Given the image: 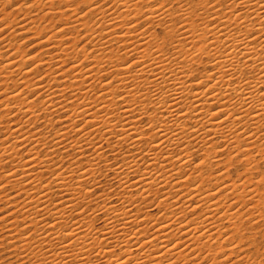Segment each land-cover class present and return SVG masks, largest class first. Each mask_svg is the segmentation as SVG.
Here are the masks:
<instances>
[{
	"label": "bare ground",
	"instance_id": "6f19581e",
	"mask_svg": "<svg viewBox=\"0 0 264 264\" xmlns=\"http://www.w3.org/2000/svg\"><path fill=\"white\" fill-rule=\"evenodd\" d=\"M105 1L107 0H103V3ZM214 1L217 3L213 4ZM140 2L141 0H125L120 4L122 10L119 7L117 12L113 10L110 12V8H104V4L107 2L101 5L92 4L94 6L90 5V9L84 16L75 18L80 13L75 14V16L73 15L74 19L69 23L68 21L62 22V24L66 23L63 24L65 27L48 32V36L45 35L47 39L45 36L42 37V39L45 38L46 41L52 42L54 37L66 36L71 28L67 24L73 23H75L73 29L76 28V32L79 25L87 31L82 45L79 43L84 37L76 40L73 44L75 47L72 46V49L69 47L60 48V51L48 56L49 58L46 59L48 66L52 67V63H57L56 61L62 63L56 70L50 69L51 71L47 74L50 76L49 80L45 79L46 76L43 75L46 70L44 73L41 72L42 77L34 81L32 79L22 81L20 79L19 81V79L12 78L11 81L16 83V85L13 83L16 86L13 90L9 89V85L11 87L13 85L7 83L8 78L5 81L3 79L2 83L0 82L8 85L7 87L3 86L6 88H4L3 94L0 92V105H5L4 109H7L9 104L14 102L16 112L12 111L14 113L12 116L25 115L23 119L19 118V122L11 120L12 124L14 122V127L8 128L10 133L8 136L6 135L5 139H8L6 143H9V139L14 138V142L10 145L5 143L1 151L2 155L4 152H8L12 158L20 155L21 171L19 172V169L12 171L10 170L12 168H9L10 172L7 170L9 173L6 172L7 174L4 175L1 173L0 177L4 182L18 187V192L21 191L26 195L25 200H22L23 206L20 207V211L22 210L26 214L25 218L29 217L30 222L28 223L33 228H30L32 233L29 234L30 231L26 233V236L21 233V230L22 237L17 235L18 243H22L20 247L32 254L39 255L40 252L48 259L47 263L42 262L46 260L40 259L38 263L31 262V264H129V261L131 264H194V262L195 264H205L204 260L207 258H209L206 260L207 264H217L218 258L222 256V253H225L223 247L227 245L223 246L221 240L225 239V233H228L226 236H229V229L233 227L234 230L239 231L244 227V220H246L245 225L247 224V227L252 229L256 226L260 227L258 224L261 221H263L261 225L264 224V170L258 171L261 160L259 156L257 158L255 155V150L262 155L264 150V142H257L261 138L264 139V99H262L264 98V10H262L264 9V0H196L192 1V4L186 2L181 5L179 0V6H181L180 13L178 12L179 16H173L176 11L172 12L167 8L161 10L153 5L144 10V7L140 6ZM209 2L212 3V8L208 6ZM66 3L70 5L69 1ZM41 4L43 3L41 2ZM115 4L117 3H114L113 6ZM215 5L225 7L226 11L221 7L216 8ZM18 7L20 6L18 5ZM59 9L61 10V8ZM112 9L114 8L112 7ZM46 14L47 17L52 16L49 12ZM58 14L61 15V13ZM86 16H90L88 19L92 21V24H89V20L83 19ZM167 16H172L169 22L165 21ZM141 17H144L143 22L146 25L149 24L153 27L155 21H158L171 29L170 43L164 47L156 45L160 55L153 51L157 37H153L154 33L152 32L153 34L148 38L149 26L138 27L140 23L137 21ZM178 19H180V26L183 27V30L176 24ZM133 22H135L134 25ZM5 24L7 23L5 22ZM39 39L37 42H40ZM46 41L45 43H47ZM41 46L45 47L46 45ZM24 50L20 52L26 53L23 52ZM122 50L124 53H120ZM71 54L74 55L67 60L66 58ZM26 55L20 58L23 64L26 63L23 60ZM204 57L209 58L205 61L211 63L210 69L196 70L195 65L200 63L206 65ZM17 61L9 56V59L3 62L2 69L8 72V68H10L9 72L13 73L14 70L11 68L17 66L16 64L19 65L16 63ZM68 62H71L70 65H72H68L70 67L67 66V68L65 65ZM16 69L19 68L16 67ZM190 69H192L191 71L195 69L194 73L191 72L192 75L190 72L188 74ZM54 72L55 74H53ZM60 76L62 77L60 78ZM213 77L214 79H212ZM20 82H22L21 85ZM56 85L57 87H55ZM67 88L71 90L69 94L65 91ZM7 90L10 91L6 92ZM32 91L36 93L27 94ZM42 96L47 98L43 99ZM39 97H42V100ZM56 98L61 100L56 101ZM62 98H65L63 100L66 101L74 98L76 102L68 104L65 101L62 102ZM79 99L82 100L78 102ZM135 104L141 105L140 109H144L143 112L148 117L147 130L137 123L138 118L133 119L138 116L136 115L138 108L134 107ZM150 107L152 111H150ZM56 116L63 117H59L62 118L59 120L60 122H65H63L62 128H55ZM39 119H42L41 122L43 121L40 127L44 130L51 132V129H56L53 134L51 132L53 136L51 139H48V136L47 138L44 135V137L39 136V130L32 131L34 128L31 130L27 128V126H35ZM261 130L263 131L262 136L259 133ZM147 134H149L148 139L145 138ZM245 134L248 135L243 137ZM255 134H257L256 139ZM103 140H107L112 151H119L117 148L122 146L126 147L128 152L139 150L143 153L141 155L139 152L138 156H141L136 159L134 158L137 156L134 157L130 153L134 157H131L132 160L127 163L130 167L128 169L134 167L132 173L128 171L131 173L130 176L128 173L122 176L126 173L125 171L122 175L118 173L121 175L118 179L119 187L123 192L124 190L128 192L125 197L123 196L124 200L123 197L121 199L123 200L122 205L111 204L113 202L109 203L108 198H104L97 202L94 201L91 206L93 211L86 214L89 207L86 205L85 199L92 196V193L89 194L91 188L89 190L83 184L92 187L96 186L98 182L97 173L101 171L99 166L101 161L99 160L106 154L103 151L106 146L101 143ZM111 140H114V144H111ZM220 142H223L222 145L226 144L228 152L236 151L234 154L232 153L233 156L228 153L226 159L230 156L229 163L234 160L240 161L244 163V168L249 175L254 174V169H256L257 177L255 176V178H260L256 181L245 180L241 175V180L238 179V182L227 183L228 180L225 181L223 178L230 175L227 173L228 171L219 173L217 176H213L215 172L210 173L211 166L214 165L211 160L212 154L215 153L214 157L216 156V158H222L220 151H212V149L204 147L205 151L203 150L202 153L204 156L200 158L203 161L198 160V163H194L192 160L194 151H187L191 147L200 148L201 143H211V147L215 148L214 146ZM18 143H32L31 145H34L33 148L36 149L37 145L45 144L47 148H51L47 151L48 155L56 153L55 157H62L61 159L71 156L80 163L77 161V166L70 167L69 164V167L64 169L62 166L53 169L52 165V170L49 168L51 170L49 181L44 183V177L39 173L35 175V170L37 171L43 166L48 167L47 165L52 162L57 164L55 157H50L45 161L41 159L42 152L39 159L38 152L31 153L32 148L29 156L27 155L28 157L26 156L22 162L24 156L21 155V151L19 152L20 148H17L20 145ZM174 144H180V147L184 144L183 152L185 151V153L181 152L182 149H179L180 153L177 152L178 150L172 152V148L176 146ZM222 151L225 152V149ZM262 157L264 160V155ZM82 158H85L84 162ZM143 164L144 168L141 169L143 171L139 173L140 169L138 170L137 166ZM123 165L125 166V164ZM226 165L225 168L228 167ZM46 169L45 171H47ZM116 169L119 172L121 168L117 166ZM125 170L127 171L126 168ZM48 172L49 170L47 175ZM205 172L209 173L208 176L204 175ZM221 183L222 186H220ZM1 185L3 184L1 183ZM132 187L142 189L140 194L142 204H154L156 201L152 199L151 193L155 192L157 208L162 207L160 208L163 210L162 214L156 216L154 213V215L151 214V211L147 212L142 208L138 210L137 207H132L136 201ZM163 187L166 189L169 187V190H165V188L161 190ZM4 190L2 191L4 192ZM55 191L61 192L58 200L55 199ZM79 205H84V207L80 208ZM132 208L137 211H133ZM99 212L104 216L103 228L100 230L96 228V230L98 229L95 231L96 234L85 232L83 228L88 230L92 223L99 218ZM70 217L75 219L74 224L70 223L72 221L69 220ZM24 221L23 219V223ZM24 224L26 225V223ZM12 225L9 223V226ZM87 225H90L88 229ZM231 231L233 232V230ZM72 235L75 239L70 243H65L66 237ZM236 239L231 237L225 241L235 244ZM232 244L230 245L232 246ZM57 245H63V248H59ZM112 246L118 247L120 252L112 254L114 253L112 249L111 252L109 251ZM108 247L110 248L108 249ZM49 252L51 255L48 254ZM204 252L207 253V256L202 257ZM232 252L238 254L235 246L231 247V252L228 254ZM239 255L241 256V253ZM230 256V254L227 255L228 260ZM236 257L231 260V264L245 263L246 260L240 261L241 258ZM201 258L203 261H200ZM242 258L244 259V257ZM252 258L247 257V259ZM224 261H221L220 264H226L227 260ZM252 264H264V259Z\"/></svg>",
	"mask_w": 264,
	"mask_h": 264
},
{
	"label": "rangeland",
	"instance_id": "374dc122",
	"mask_svg": "<svg viewBox=\"0 0 264 264\" xmlns=\"http://www.w3.org/2000/svg\"><path fill=\"white\" fill-rule=\"evenodd\" d=\"M6 1V2H5ZM37 1L38 0H34V1H32V0H0V25L2 24H4L3 26L1 25L0 26V54H1V57H0V82L2 83L3 81H5L7 78L9 79V81L7 80V83H9V84H12L13 86L11 87V85H9V89L10 90H13V89H15V87L16 86H14V84L16 85V83H14L13 81H11V80H16V79H19V81H20V79H21V81L22 80H30V79H32V81H34V80H37L38 78H40V77H42V75H41V72L42 73H44L46 70L48 71H46L43 75L44 76H46V78L45 79H47V80H49L50 79V76L49 75H47L51 70H56V68L57 67H59L62 63H60L59 61H56L57 63L59 62V64H57V63H52V67H50V66H48L47 65V63H46V59H48L49 57H50V55L51 54H53L54 52H56V51H60L62 48H73V47H75L73 44H74V42L76 41V40H79L81 37H84V39L79 43V45H82L81 43L83 42L84 43V40H85V35L87 34V31H86V29L82 26V27H80L81 25H79V27H77V32L75 31L76 30V28H74L73 29V24H75V23H73V24H67V26H70L71 28L69 29V31H68V33L67 32H64L65 34H66V36L65 35H61V36H59V37H54L53 39H52V42L51 41H46V39H47V37L45 36V35H47L48 36V32H50V31H53L54 29H56V30H59L60 28H62L63 26L65 27V25H63V24H66V23H63L62 24V22H66V21H68V23H69V21H72L73 19H74V16H75V14L77 15V14H79V15H77V16H75V18L76 17H78V16H84L86 13H87V11L90 9V5L91 6H94V5H92V4H96V5H101V4H104V3H106L107 4V6H106V4H104L105 5V7H104V5H103V7L104 8H106V9H108V8H110L109 9V11L110 12H112V10L113 11H115V12H117L116 10L117 9H120L121 7H120V4H122L123 3V1H125V0H120L119 2H118V0H107V1H105L104 3H103V0L102 1H99L98 2V0H40L43 4H41V2L40 1H38V5H37ZM52 1V2H51ZM67 1H69V4L70 5H68L66 2ZM80 1V2H79ZM110 1V2H109ZM112 1V2H111ZM184 1V2H183ZM180 0V5L183 3H186V2H189L190 4H192V1H196V0ZM4 2V3H3ZM51 2V3H50ZM57 2V3H56ZM73 2V3H72ZM78 4H77V3ZM89 2H93V3H90L89 4ZM96 2V3H95ZM142 2V3H141ZM141 2H140V6L141 7H144L143 9L144 10H146L147 9V7L148 6H150V5H153L155 8H156V5H157V3H160V4H163L164 5V8L163 9H170L172 12H174V11H176V14L175 15H173V16H179V13H180V11H179V9H180V7L181 6H177V5H179V0H171V3H170V0H161V2H160V0H141ZM212 2V1H211ZM17 3H18V5L20 6V7H18V5H17ZM36 3V4H35ZM114 3H117V4H115L114 6H113V4ZM155 5H154V4ZM176 3H178L177 5H176ZM215 3H217V1H214V3L213 4H215ZM44 4H50L49 5V7H47V5L45 6ZM53 4H56V5H54L53 6ZM74 4V5H73ZM167 4V5H166ZM209 4V3H208ZM41 5V6H40ZM67 5L68 7H65V6ZM72 5V6H71ZM76 5V6H75ZM176 5V6H175ZM64 8H63V7ZM87 6H89V7H87ZM166 6V7H165ZM175 6V7H174ZM217 5H215V7H216ZM28 7V8H27ZM36 7V8H35ZM54 7V8H53ZM57 9H56V8ZM61 8V10L59 9V8ZM73 7V8H72ZM112 7L114 8V9H112ZM120 7V8H119ZM152 7V6H151ZM219 7H221L224 11H226V8L225 7H222L221 5H218L216 8H219ZM27 8V9H26ZM49 8V9H48ZM63 8V9H62ZM81 8H83L84 10L85 9H87V10H83V11H81L80 9ZM19 9V10H18ZM37 9V10H36ZM45 9H47V10H45ZM52 9V10H51ZM74 9H76V10H74ZM142 9V10H143ZM23 10V11H22ZM25 10V11H24ZM55 10V11H54ZM70 10V11H69ZM71 10H72V12L74 13H72L71 12ZM120 10H122V8L120 9ZM53 11V12H52ZM58 11H60V12H58ZM66 11H67V13H68V15H66L67 13H66ZM119 11V10H118ZM30 12V13H29ZM46 12L48 13L49 12V14H52V16L51 17H47V14H46ZM70 12V13H69ZM81 12H83V13H81ZM179 12V13H178ZM25 13H26V15H25ZM42 13V14H41ZM58 13H61V15H59ZM4 14V15H3ZM45 14H46V16H45ZM57 14V15H56ZM63 14H64V16H63ZM117 14V13H116ZM14 15V16H13ZM54 15V16H53ZM74 15V16H73ZM21 16V17H20ZM35 16V17H34ZM42 17L41 19L39 18V17ZM96 16V15H95ZM54 17V18H53ZM73 17V18H72ZM88 17H90V16H86V17H84L83 19H85V21L86 20H89V24H92V21L90 20V19H88ZM138 17H140V16H138ZM169 16H167L166 18H165V21L166 22H169L170 21V19H171V17L172 16H170L169 18H168ZM17 18V19H16ZM62 18H63V20H62ZM143 18L144 17H141L140 19H138V21L137 22H139L140 24H139V28L141 27V25H144V27H146V26H149V30L150 31H148L149 33H147V35H149V37L148 38H150V35L151 34H153V37H157V35H158V32H159V30L161 29V28H163L164 27V25H162L161 23H159L158 21L156 22L155 21V24H153V27H152V25H149V24H144V22H143ZM13 19V20H12ZM16 19V20H15ZM28 19V20H27ZM47 19V20H46ZM49 19V20H48ZM67 19V20H66ZM12 20V21H11ZM24 20V21H23ZM55 20V21H54ZM168 20V21H167ZM183 20V19H182ZM10 21V22H9ZM38 21V22H37ZM177 21H179V26L181 25V22H180V19H178ZM176 21V22H177ZM3 22V23H2ZM5 22L7 23V24H5ZM21 22V23H20ZM91 22V23H90ZM23 23V25H20V24H22ZM31 23V24H30ZM60 23H61V25H60ZM134 23L135 22H133V25H134ZM44 24V25H43ZM48 24V25H47ZM131 25H132V23H130ZM177 24V23H176ZM30 25V26H29ZM41 25V26H40ZM43 25V26H42ZM56 25V26H55ZM61 27H60V26ZM136 25V24H135ZM10 26V27H9ZM24 26V27H23ZM55 26V27H54ZM12 27V28H11ZM22 27V28H21ZM59 27V28H58ZM143 27V28H144ZM151 27V28H150ZM25 28V29H24ZM34 28V29H33ZM41 28V29H40ZM81 28V29H80ZM142 28V27H141ZM153 28V29H152ZM8 30V31H7ZM31 30V31H30ZM55 30V31H56ZM38 31V32H37ZM45 31V32H44ZM75 31V32H74ZM30 32V33H29ZM74 32V33H73ZM83 32H84V34H83ZM86 32V33H85ZM153 32V33H152ZM37 33V34H36ZM46 33V34H45ZM70 33V34H69ZM73 33V34H72ZM156 33V34H155ZM12 34V35H11ZM32 34V35H31ZM75 34V35H74ZM8 35V36H7ZM5 36V37H4ZM27 36V37H26ZM45 36V38H43L47 43H45V41L42 39V37H44ZM79 36V37H78ZM4 37V38H3ZM38 37V38H37ZM39 37H41L40 39H39ZM74 37H77V38H74ZM152 37V38H153ZM178 37H180V36H178ZM7 38V39H6ZM34 38V39H33ZM39 39V41L40 42H37V40ZM42 39V40H41ZM71 39H73L72 41H71ZM4 40V41H3ZM18 40V41H17ZM36 40V41H35ZM44 41V42H43ZM54 41H55V43H54ZM57 41V42H56ZM69 41H70V43H69ZM4 42V43H3ZM16 42H17V44H16ZM64 42V43H63ZM79 42V41H78ZM25 43V44H24ZM31 43H32V46H31ZM50 43V44H49ZM56 43H58V44H56ZM66 43V44H65ZM10 44V45H9ZM26 44H27V46H26ZM54 44V45H53ZM63 46H62V45ZM25 45V46H24ZM30 47H29V46ZM41 45H46L45 47H43V46H41ZM50 45H52V46H54V47H50ZM71 46V47H70ZM73 46V47H72ZM5 47V48H4ZM9 47V48H8ZM80 47V46H79ZM21 48V50H19ZM25 50H24V49ZM40 48V49H39ZM47 48V49H46ZM61 48V49H60ZM13 49V50H12ZM54 49V50H53ZM59 49V50H58ZM12 50V51H11ZM19 50V51H18ZM22 50H24L23 52H26V53H28L27 55H26V53H22V52H20V51H22ZM42 52H44V53H42ZM48 52V53H47ZM5 53H6V55H5ZM9 53V54H8ZM16 53H17V55H16ZM23 55H22V54ZM29 53H30V55H29ZM32 53V54H31ZM120 53H124V50H122V51H120ZM15 55V56H14ZM26 55V57L25 58H23V60H25L26 61V63L25 64H23V62H22V60L20 59L22 56H25ZM72 55H74V54H71L70 56H68L66 59L68 60V59H70L71 57H72ZM9 56H10V58H15V59H17L18 61L16 62V63H19V65L18 64H16L17 66H15L14 68H11L12 70H14L13 71V73L11 72H9V69L10 68H8V72L6 71V70H3L2 69V64H3V62H6L7 61V59H9ZM14 56V57H13ZM18 56V57H17ZM20 56V57H19ZM35 56V57H34ZM49 56V57H48ZM30 58V59H29ZM33 58H34V60H33ZM40 58V59H39ZM19 59H20V61H19ZM29 59V60H28ZM45 59V60H44ZM207 59H209L208 57L206 58V57H204V62L206 63V65L204 64V63H200V64H198V65H195L194 67L196 68V70H202V69H204V70H202V71H205V70H209L210 69V62L209 61H205V60H207ZM3 60V61H2ZM6 60V61H5ZM34 61H36V62H34ZM80 61H82V59H80ZM88 62H90V61H88ZM88 62H86V64H88ZM35 63V64H34ZM42 63V64H41ZM70 63L71 62H68L66 65H65V67H67L68 65H70ZM55 64H57V65H55ZM209 64V65H208ZM20 65H22V67H20ZM24 65V66H23ZM27 65V66H26ZM34 65V66H33ZM45 65H47V66H45ZM55 65V66H54ZM72 65V64H71ZM70 65V66H71ZM208 65V66H207ZM45 66V67H44ZM70 66H68V67H70ZM199 66V67H198ZM204 66V67H203ZM207 66V67H206ZM16 67H18L19 69H16ZM30 67V68H29ZM36 67V68H35ZM67 67V68H68ZM31 68L33 69L32 71H31ZM52 68V69H51ZM206 68V69H205ZM24 69V70H23ZM28 69H30V70H28ZM51 69V70H50ZM28 70V73L26 72ZM44 70V71H43ZM192 69H190V71L188 70V74H189V72L191 73H194L195 71V69L193 70V71H191ZM17 71V72H16ZM29 71H31V72H29ZM7 74H6V73ZM22 72V73H21ZM18 73V74H17ZM192 73H191V75H192ZM11 74H13V75H11ZM25 74H27V75H25ZM53 74H55V72L53 73ZM11 75V76H10ZM19 76V77H16V76ZM21 75V76H20ZM4 76H6L5 78H4ZM10 76V77H9ZM14 76V77H13ZM35 76H37V77H35ZM39 76V77H38ZM49 76V77H48ZM21 77H24V78H21ZM35 77V78H34ZM62 76H60V78H61ZM13 78V79H12ZM4 79V80H3ZM3 80V81H2ZM109 80V79H108ZM107 80V81H108ZM18 81V82H19ZM32 81H30V82H32ZM0 83V92H2L1 94H3L4 93V90L6 89L5 87H7L8 85H5V83H3V84H1ZM6 83V84H7ZM14 83V84H13ZM21 83L22 82H20V85H21ZM19 85V84H18ZM3 86H5V87H3ZM18 87V86H17ZM55 87H57V85L55 86ZM3 88V89H2ZM5 88V89H4ZM10 90H7L6 92H8V91H10ZM29 91V90H28ZM65 91L69 94V91H71L70 89H65ZM5 92V93H6ZM34 93H36L35 91H32V92H27V94H34ZM43 97V96H42ZM42 97H39V98H41V100H42ZM46 99L47 97H43V99ZM63 99H65V98H62V102L63 101H65V103H68V104H72V102H76V99H74V98H70V99H67V101L66 100H63ZM58 100H61L60 98H56V101H58ZM82 99H79V100H77L78 102L79 101H81ZM14 102H12V103H10L9 104V106H8V108L7 109H4V107H6L5 105H0V167H2L3 169H1L0 168V174L1 175H4L6 172H7V170L10 172V170H12L13 171V169L14 170H18L19 169V172L21 171L20 169H21V167H20V165H21V161L19 160L20 159V155L18 156H16V158H12L10 155H9V153L8 152H4L3 153V155H2V150H3V147L2 146H4V144L6 143V142H8V139L6 140L5 138L8 136V134L10 133V132H8L9 130H8V128L10 129V128H13L14 126V122H13V124H12V122H11V120H13L14 119V121L15 122H19L20 121V119H23L24 118V116L25 115H16V117L15 116H12L15 112H16V108L14 107ZM11 107V108H10ZM134 107H137L138 109H140L141 108V105L139 106V104H135L134 105ZM3 109V110H2ZM14 109V110H13ZM138 109H137V113H136V115H138L137 117L135 116L133 119L135 120V119H137L138 120V124L141 126V127H143L145 130H147L148 129V126H149V124H147V122H148V117H147V115H145V113L143 112V110L142 109H140L139 110V112H138ZM2 110V111H1ZM14 113H13V112ZM150 111H152V109H151V107H150ZM1 112H3L2 114H1ZM10 112V113H9ZM143 112V113H142ZM11 114V115H10ZM8 115V116H7ZM141 115V116H140ZM5 116H7V117H5ZM18 116V117H17ZM140 116V117H139ZM59 117H62V116H59ZM58 116H56V119H55V128L56 129H58L59 127H63L64 126V123L63 122H60L59 120L60 119H62V118H59ZM66 117V116H65ZM145 117V118H144ZM11 118V119H10ZM16 118H18V119H16ZM20 118V119H19ZM2 120V121H1ZM5 120H6V122H5ZM8 120V121H7ZM41 120L42 119H39L38 121H37V124L35 125V126H33V127H29V126H27V128H30V130L31 129H33L32 131H34L35 129L36 130H39V136H45V138H47V136H48V139H51L53 136H52V134L54 133V131L56 130H54V129H51V132H52V134H51V132L50 131H46V130H44L43 128H41L40 127V125H41V123L43 122H41ZM136 120V121H137ZM141 123H140V122ZM60 123V124H59ZM146 123V124H145ZM11 126H10V125ZM38 124H39V127H38ZM5 126V127H4ZM35 127H37V128H35ZM6 131V132H5ZM41 131H42V134H41ZM8 132V133H7ZM6 133V134H5ZM71 133H73V132H71ZM259 133H261L260 135L262 136L263 135V131L261 130V132H259ZM46 134V135H45ZM258 134V133H257ZM257 134H255L254 136H255V139L257 138ZM7 135V136H6ZM248 134H245V135H243V137H246ZM259 135V134H258ZM43 136V137H44ZM50 136V137H49ZM149 134H147V135H145V138L146 139H148L149 137ZM11 137V136H10ZM114 139V138H113ZM262 139V140H261ZM261 139H259L257 142H259V143H262V142H264V139L263 138H261ZM14 138H11V139H9V143H6V144H9L10 145V143H13L14 141ZM115 140V139H114ZM114 140L112 141H110L111 142V144H114ZM113 142V143H112ZM213 142H214V140H213ZM213 142H212V144H213ZM2 143H3V145H2ZM43 143V142H42ZM104 146H106V147H104L103 148V151H104V154H105V157L103 156V158L101 159V160H99V161H101V163H100V167H101V171H99L98 173H97V175L99 176L98 177V182H97V184H96V186L95 185H93L92 187H88V185L87 184H83L84 185V187H87V189H89L90 190V188H91V191H89V194H91L92 193V196H89V197H91L90 199H88L89 197H87L85 200H86V205H88V207L89 208H87L88 210H90V211H88V210H86V214H88L89 212H92L93 210L91 209V206H93V204H94V201H99V200H102V199H104V198H108V202L109 203H111V202H113V203H111V204H115V205H122V203H123V200H124V197L126 196V194L128 193V192H125V190H124V192H123V190L119 187V183H118V179H120V177H121V175H122V173H124V171L126 172V173H124V175H122V176H125V175H127V173H128V171L129 172H131V171H133L134 170V167L133 168H131V169H128V168H130V167H128V161H131L132 159H131V157L132 158H134L135 156H137V157H135L134 159H136V158H139L141 155H142V153L139 151V150H135V151H132V153L129 151H127V148L126 147H122V146H120L119 148H117V149H119V151H121V152H123L122 154H121V152H119L118 150L116 151H112V150H110L111 149V147H110V145H109V143L107 142V140H103L102 142H101ZM222 143L223 142H220L217 146H214L215 148H212L211 146H212V144L211 143H209V144H207V143H201L200 144V148H198V149H196V147L194 148V147H188V148H190V149H188L187 151H194V155H193V162L194 163H198V160H200V158H202L201 156H204V155H202V153L205 151V148L206 149H212V151H216V150H218V151H220V155H221V157L222 158H220V157H217L216 158V156L214 157V154H212V157H211V160H212V164H214V165H212L211 166V172L210 173H213V172H215V173H213L212 175L213 176H217V175H219V173L221 174L222 172H227V173H229L230 175H227L226 177H225V179L223 178V180H225V181H227V183H231V182H233V181H239V180H241L240 179V176L242 175V177L245 179V180H253V181H256V180H258L257 178H255V176L257 177V170L256 169H254L255 170V173L254 174H251V175H249L248 174V172L246 171V169L244 168L245 166H244V163H242V162H240V161H233V162H231V163H229V158H230V156H233V154H234V152H236V151H234V152H228L229 150H226L227 149V146H226V144H224V145H222ZM20 144V145H19ZM22 143H18V149L20 148V150H19V152L21 151V155H23L24 156V158L22 159V162H24V160H25V158H26V156L28 155V154H30L29 152H30V150L34 147V145H31L32 143H28V144H26V143H24V144H22ZM30 144V145H29ZM41 144V143H40ZM178 144V143H177ZM177 144H174V145H176V146H174V148H172V152H175V151H177L178 153H180L179 152V149L181 150V152L182 153H185V151L183 152V150H184V148H185V145L187 146V144H182L181 145V147L179 146V145H177ZM204 144V145H203ZM207 144V145H206ZM183 145H184V148H183ZM39 146V147H38ZM177 147V148H176ZM179 147V148H178ZM203 147V148H202ZM205 147V148H204ZM216 147H217V149H216ZM39 148V149H38ZM49 148V147H48ZM47 147H46V145L45 144H43V145H37V149L36 148H33L32 150L33 151H31V153L32 152H34V151H36V152H38L39 154L37 155L38 156V158L40 159V155H41V153H42V158L41 159H43V160H45V161H47V159H49L50 157H55V154L56 153H54V154H52V155H48L47 154V151L48 150H50L51 148H49L48 149ZM120 148H121V150H120ZM176 148V149H175ZM44 149V150H43ZM47 149V150H46ZM123 149V150H122ZM174 149V150H173ZM200 149H202V150H200ZM225 149V152L224 151H222V150H224ZM29 150V151H28ZM200 150V151H199ZM204 150V151H203ZM124 151H126L125 153H124ZM186 151V152H187ZM222 151V152H221ZM24 152V153H23ZM44 152H45V154L47 155V158H46V155L44 154ZM139 152H140V154L141 155H139L138 156V154H139ZM176 152V153H177ZM252 152H254V150H252ZM120 153V154H119ZM134 156H131V154ZM221 153H223V154H221ZM228 153H230V156H229V158L228 159H226V157H228ZM233 153V154H232ZM255 155L257 156V158H258V156H259V159L261 160L260 161V167H259V169H258V171H262V170H264L263 168H264V160H263V155H264V150H263V155L262 154H259V153H257V151L255 150ZM20 154V153H19ZM126 154V155H125ZM135 154V155H134ZM198 154V155H197ZM112 155V156H111ZM124 155V156H123ZM220 155H218V156H220ZM5 156H8L7 158L5 157ZM29 156V155H28ZM27 156V157H28ZM111 156V157H110ZM129 156V157H128ZM2 157V158H1ZM44 157H45V159H44ZM124 157V158H123ZM5 158V159H4ZM11 158H12V160H11ZM62 157H55V159H56V161H57V164H55L54 162H52V163H49V165H47L48 167H44L43 166V168H39V169H37V171L35 170V172L36 173H34L35 175H37V173H39V175H41V176H43L44 178L43 179H45V182L44 183H47L48 181H49V178H50V176H51V168H52V165H53V169L54 168H56V167H58V166H62V168L64 169V168H67V167H69V164H70V167H75V166H77L78 165V163H80L76 158H74V157H71V156H65V157H63V159H61ZM107 158V159H106ZM130 158V159H129ZM226 159V162H225V159ZM242 158V157H241ZM15 159V160H14ZM59 159H61V160H59ZM82 159H84V160H82ZM81 160L84 162L85 161V158H82ZM105 161H104V160ZM222 159H224L223 161H221ZM238 159V158H237ZM72 160V161H71ZM76 160V161H75ZM108 160H110V161H108ZM214 160V161H213ZM220 160V161H219ZM71 161V162H70ZM77 161H78V163H77ZM87 161V160H86ZM108 161V162H107ZM200 161H203L202 159L200 160ZM199 161V162H200ZM218 161V162H217ZM2 162V163H1ZM67 162V163H66ZM69 162V163H68ZM192 162V163H193ZM222 162V163H221ZM58 163H60V164H58ZM71 163H73V164H71ZM112 163H114V164H112ZM229 165H228V164ZM17 164V165H16ZM20 164V165H19ZM54 164H55V166H54ZM75 164V165H74ZM109 164V165H108ZM111 164V165H110ZM123 164H125V166L123 165ZM227 164V165H226ZM233 164H235V165H233ZM226 165V167L227 168H225L224 166ZM51 166V167H50ZM108 166V167H107ZM117 166H118V168H121L120 170H119V172H117ZM124 168H123V167ZM144 164L143 165H141V166H137V169L139 170H137L136 168V171H138L139 173H141L143 170H141V169H143L144 167ZM223 166V167H222ZM15 167V168H14ZM107 167V168H106ZM114 167V168H113ZM116 167V168H115ZM136 167V166H135ZM143 167V168H142ZM9 168H12V169H10L9 170ZM47 168V169H46ZM51 170H50V169ZM103 168V169H102ZM125 168L127 169V171L125 170ZM223 168V169H222ZM238 168V169H237ZM44 169V170H43ZM45 169L48 171L49 170V174L47 175V171H45ZM245 169V170H244ZM39 170V171H38ZM103 170V171H102ZM221 170V171H220ZM243 170V171H242ZM2 171V172H1ZM41 171V172H40ZM121 171V172H120ZM141 171V172H140ZM9 172H7V173H9ZM117 172V173H116ZM239 172V173H238ZM6 173V174H7ZM43 173V174H42ZM115 175H114V174ZM121 174V175H119V174ZM132 173V172H131ZM131 173H128L129 174V176L131 175ZM218 173V174H217ZM232 173V174H231ZM208 172H207V174H206V172H205V174L204 175H206V176H208ZM259 174V173H258ZM0 175V176H1ZM45 175V176H44ZM118 175H119V177H118ZM236 175V176H235ZM247 175V176H246ZM253 175V176H252ZM205 176V177H206ZM234 176H235V178H234ZM245 176V177H244ZM254 177V178H253ZM106 178V179H105ZM233 180H232V179ZM248 178V179H247ZM23 179H25V178H23ZM231 179V180H230ZM239 179V180H238ZM131 181H133L134 179H130ZM100 181V182H99ZM0 182L3 184V185H1L3 188H0V215L1 214H5V215H1L0 216V264H31V262H34V263H38L39 261H40V259H42V260H46V261H42V262H48V259L45 257V255H43L42 256V254L39 252V251H37V252H39V255H34V253L32 254L30 251H28V250H26L25 248H21L20 247V245L22 244V243H18L19 242V240H17L18 238H17V235H18V237H22L21 236V233H23L25 236H26V233H29L30 231H29V229L32 227V226H30V223H28V222H30L29 221V217H26L25 218V213L24 212H22V210L20 211V207L21 206H23V201L25 200V194L23 193V192H18L19 190V188L18 187H14L13 185H11V183H7V182H4L3 180H2V178L0 177ZM0 183V184H1ZM99 183V184H98ZM102 183V184H101ZM23 184H24V182H23ZM115 184V185H114ZM106 185V186H105ZM110 185V186H109ZM223 184L221 183V185L220 186H222ZM0 186V187H1ZM12 188H11V187ZM111 187V188H110ZM116 188V189H115ZM133 189H134V196H136L135 197V199H136V201H137V204H136V201L134 202V204H132V207L134 206L135 208L137 207V209L139 210V209H144V210H147V212H150L151 214H156V216H158V215H160V214H162V212H163V210L162 209H160V208H162V207H160L159 209L157 208V204H156V202H157V199H156V195H155V192H152L151 193V195H152V199L153 200H155L156 202L154 203V204H150L149 203V205H147V204H145V203H143L142 204V202H141V196H140V194H141V192H142V189H137V188H134V187H132ZM164 188L165 187H163V188H161V190H164ZM6 191H5V190ZM97 189V190H96ZM104 189H107L106 191L104 190ZM2 190H4V192L2 191ZM121 190V191H120ZM137 190V191H136ZM165 190H169V187H167V189L165 188ZM100 191V192H99ZM116 194H114L113 192ZM118 193H116V192ZM3 192V193H2ZM15 192V193H14ZM58 191H55L54 192V194H56V195H54L56 198L55 199H60V195H61V192H58ZM105 192V193H104ZM140 192V193H139ZM104 193V194H103ZM123 193H125V195H123ZM137 193V194H136ZM57 194H59V195H57ZM94 194H95V196H94ZM108 194V195H107ZM154 194V195H153ZM24 195V196H23ZM103 195V196H102ZM122 195V196H121ZM264 195V194H263ZM7 196H8V198H7ZM21 196V197H20ZM100 196V197H99ZM102 196V197H101ZM110 198H109V197ZM121 196V197H120ZM124 196V197H123ZM5 197V198H4ZM58 197V198H57ZM116 197V198H115ZM119 197H120V199H119ZM122 197H123V200H121L122 199ZM2 198V199H1ZM17 200H16V199ZM20 198V199H19ZM97 198V200H95V199ZM19 199V200H18ZM55 199H53V200H55ZM23 200V201H22ZM88 200V201H87ZM113 200V201H112ZM138 200H140V201H138ZM10 201H11V203H10ZM90 201V202H89ZM152 201V200H151ZM115 202V203H114ZM140 202V203H139ZM149 202V201H148ZM139 203V204H138ZM18 206H17V205ZM21 204V205H20ZM146 206H145V205ZM90 205V206H89ZM138 205V206H137ZM154 205V206H153ZM143 206V207H142ZM152 206V207H151ZM140 207V208H139ZM135 208H132V209H134L133 211H137V209H135ZM13 209V210H12ZM10 210H11V212H10ZM24 210V209H23ZM160 212H159V211ZM88 211V212H87ZM9 212V213H8ZM19 212V213H18ZM101 212V211H100ZM99 212V213H100ZM157 212V213H156ZM23 213V214H22ZM257 214H258V211L256 212ZM153 214V215H154ZM102 218H101V217ZM11 217V218H10ZM14 217V218H13ZM19 217V218H18ZM98 219H96V221H94V223H92V225H91V227L93 228H91L90 227V225L88 226H86L87 227V229L88 230H86L85 229V225L83 226L84 228V230H85V232H91V234H96L97 232H95V231H98V229L96 230V228H99V230H100V228L102 229L103 228V223L105 222V220H103V218H104V216L103 215H101V213H100V215H98ZM4 219V220H3ZM10 219V220H9ZM23 219L26 221H24V223H26V225L23 223ZM6 220V221H5ZM70 221V223L71 224H74L76 221H75V219L73 218H71L70 217V219H69ZM14 224H13V223ZM244 222L246 223V220H244ZM263 221H261L258 225L260 226V227H257V229H256V227L254 228V229H252V228H248L247 227V224L245 225V223H244V227L242 228L243 229V231H242V229H240L239 231H237V230H234L233 229V227L231 228V229H229V236H230V238H228L229 236H226L225 235V239H222L221 240V242H223L222 244H223V246H226V247H223L224 249H223V252L225 251V253L227 254V255H231L230 256V258H229V260L227 259V255H225V253L223 254L222 253V256H220L219 258H218V262H216L217 264H220V262L222 261H224V262H226V260H227V262L228 261H231V260H234V257L235 256H237L236 258H241L240 259V261H242V260H246L245 261V263L246 264H252L253 262H255V261H259V260H261V259H264V224H262L261 225V223H262ZM9 223H10V225H12V226H9ZM16 223V224H15ZM20 223V224H19ZM23 223V224H22ZM21 226V227H20ZM30 226V227H29ZM95 226V227H94ZM102 226V227H101ZM17 227V228H16ZM33 228V227H32ZM31 228V229H32ZM95 228V229H94ZM28 230V231H25V230ZM13 230V231H12ZM21 230H22V232H21ZM91 230H94V231H91ZM231 230H233V232L231 231ZM247 230V231H246ZM231 231V232H230ZM240 231H242V232H240ZM7 232V233H6ZM21 232V233H20ZM84 232V233H85ZM238 232V233H237ZM12 235H11V234ZM19 233H20V235H19ZM32 233V231L29 233V234H31ZM240 233V234H239ZM263 233V234H262ZM232 234V235H231ZM238 234V235H237ZM250 234V235H249ZM252 234V235H251ZM16 235V236H15ZM28 235V234H27ZM239 235H240V238H239ZM254 235V236H253ZM14 236H15V238H14ZM241 236H244V237H241ZM11 237H13L14 238V240H13V238H11ZM231 237H233L234 239H236L237 240V242H235V244L233 243H229V242H227V241H225V240H229V239H231ZM223 238H224V236H223ZM239 238V239H238ZM253 238V239H252ZM238 241H239V243H238ZM253 242V243H252ZM16 243H18V244H16ZM228 243V244H227ZM16 244V245H15ZM226 244V245H225ZM230 244H232V246L230 245ZM250 244V245H249ZM13 245V246H12ZM245 245V246H244ZM257 245H258V247H257ZM235 246V250L237 249L236 247H238L239 248V251L240 252H238V254L239 253H241V256L239 255L238 256V254H236V253H229L228 254V252H231V247H234ZM239 246H241V247H239ZM11 247V248H10ZM23 249V250H21V249ZM110 247H108V249H109ZM111 249H112V251L114 252V253H112V254H116V253H119L120 252V249L118 248V247H115V246H112L110 249H109V251L111 252ZM245 249V250H244ZM262 249V250H261ZM115 250V251H114ZM22 251V252H21ZM58 251V250H57ZM246 251H247V254H246ZM242 252H243V255H242ZM20 253V254H19ZM10 254V255H9ZM18 254V255H17ZM255 254H256V256H255ZM262 254V255H261ZM223 255H225V256H223ZM245 255V256H244ZM15 256H17V257H15ZM34 258H33V257ZM42 256V257H41ZM205 256H207V253H203V255H202V257H205ZM251 256V257H250ZM252 256H253V258H252ZM262 256H263V258H262ZM15 257V258H14ZM24 257V258H23ZM32 257V258H31ZM39 257H41V258H39ZM242 257H244V259L242 258ZM247 257L248 258H252V259H247ZM22 258V259H21ZM44 258V259H43ZM46 258V259H45ZM223 258V260H221ZM235 258V259H236ZM258 258V259H257ZM260 258V259H259ZM12 259V260H11ZM22 261H24V262H22ZM33 259V260H32ZM34 259H37V260H35L34 261ZM39 259V260H38ZM209 258H207L206 260H208ZM256 259V260H255ZM206 260H204V261H206ZM252 260V261H251ZM18 261V262H17ZM30 261V262H29ZM200 261H203V258H201L200 259ZM199 261V262H200ZM226 262V264H228ZM232 262V261H231ZM208 263V262H207ZM210 263V262H209ZM244 263V264H245Z\"/></svg>",
	"mask_w": 264,
	"mask_h": 264
},
{
	"label": "snow or ice",
	"instance_id": "6c2138e0",
	"mask_svg": "<svg viewBox=\"0 0 264 264\" xmlns=\"http://www.w3.org/2000/svg\"><path fill=\"white\" fill-rule=\"evenodd\" d=\"M177 6L179 7V5H177ZM208 6L210 8L213 7L211 2H209ZM156 7L160 8L161 10H163L164 5L160 4V3H157ZM241 7H243V5H241ZM213 10H215V9H213ZM262 10H264V9H262ZM81 11H83V8H81ZM181 18L183 19V17H181ZM162 23H163V21H162ZM176 23L179 26V21H177ZM141 27L143 28V25H141ZM180 27H181V30H183V27L182 26H180ZM170 40H171V29H168L167 25H164V27L161 28L159 30V32H158V35H157V38H156V44H154V46H153V51H155L157 53V55H160L161 53L159 52V50H158L156 45H159L160 47H164V46H166V45H168L170 43ZM212 79H214V77ZM209 82H211V81H209ZM262 99H264V98H262ZM254 111H255V109H254ZM221 115H224V113H221ZM81 123H83V121H81ZM89 127H91V126H89ZM79 207L83 208L84 205H79ZM29 231H31V229H29ZM225 235H228V233H225ZM74 239H75L74 235L68 236L65 239V243H70ZM109 246H111V245H109ZM57 247L63 248V245H57ZM81 247H83V245H81ZM45 250L47 251V249H45ZM237 252H239V248H237ZM48 254L51 255V252H49ZM225 255H226V253H225ZM129 264H131V261H129ZM194 264H195V262H194ZM205 264H207V261H205ZM228 264H231V261H228Z\"/></svg>",
	"mask_w": 264,
	"mask_h": 264
}]
</instances>
